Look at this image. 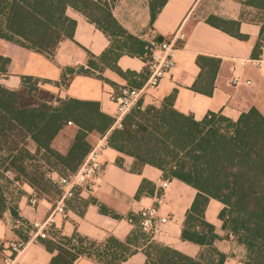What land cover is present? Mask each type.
<instances>
[{
  "label": "trees",
  "instance_id": "trees-1",
  "mask_svg": "<svg viewBox=\"0 0 264 264\" xmlns=\"http://www.w3.org/2000/svg\"><path fill=\"white\" fill-rule=\"evenodd\" d=\"M166 2L148 0L151 23ZM249 2L264 8V0ZM113 4L114 0H0V40L24 53L51 58L60 42L73 39L75 21L66 15L67 8H72L109 40L100 56L88 54L86 70L99 73L101 79L105 68L117 70L116 62L122 55L138 57L144 63L151 55L146 42L126 32L113 18ZM207 22L241 37L235 22L215 17ZM263 43L261 32L253 54ZM196 64L200 74L192 89L211 96L220 61L198 56ZM10 71V59L0 56V79ZM146 71L145 67L142 76ZM74 74L73 70L63 72L62 85H68ZM42 83L38 78L22 76L17 90L0 84V218L5 212L17 218L21 187L25 185L37 200L54 205L60 191L52 175L75 172L93 147L91 136H106L108 147L133 159L132 172L149 165L159 169L163 178L181 181L196 190L181 239L203 247L197 257L185 256L154 242L141 230L139 216L128 215L133 231L124 241L109 236L98 242L76 232L70 237L38 240L52 254L49 264H76L80 258L97 264H121L138 250L145 256L144 264H224L226 257L214 247L219 237L204 220L209 199L223 205L218 216L222 229L245 248L246 263L264 264V116L258 110L250 108L236 121L220 112H208L197 121L191 114L174 109V91L159 107L149 105L129 112L117 127L97 102L58 99L42 89ZM69 124L76 131L62 154L51 145ZM116 163L122 167L121 159ZM149 186L143 181L136 198L149 194ZM67 206L81 215L86 203L79 200ZM98 209L102 216L121 219L103 205Z\"/></svg>",
  "mask_w": 264,
  "mask_h": 264
},
{
  "label": "crops",
  "instance_id": "crops-1",
  "mask_svg": "<svg viewBox=\"0 0 264 264\" xmlns=\"http://www.w3.org/2000/svg\"><path fill=\"white\" fill-rule=\"evenodd\" d=\"M111 11L113 18L126 32L147 44L155 39L160 42L158 38H171L178 28L184 34V39L176 42L174 68L155 89L145 92L140 99L144 107H159L163 99L175 91L174 109L184 115L191 114L197 121L208 112H220L224 117L236 121L242 112L250 108H255L264 116V66L259 68L251 63V60L264 56V43L253 54L261 32L264 35L263 6L253 5L249 0H167L152 23L148 0H114ZM66 15L75 21L73 39L60 42L51 58L24 53L0 40V56L11 61V71L1 77L0 84L9 90H17L21 86L22 76L38 78L43 81L41 88L58 99L97 102L100 111L114 119L116 106L110 96L120 87L140 88L146 79V74L142 76L145 63L138 57L122 55L116 62L117 70L105 68L99 79V73L86 70L88 54L100 56L109 46L108 38L78 11L67 8ZM210 17L237 23L236 29L241 37L211 26L207 22ZM198 56L220 61L211 96L192 89L200 74L196 64ZM83 67L87 72L80 71ZM71 70L75 74L69 84L63 86L61 76L63 72ZM75 131V126L67 125L54 138L52 148L65 153ZM90 139L93 146L102 140L106 142V136H91ZM117 159H121L122 167L117 165ZM101 163V185L92 193L80 194L81 201L86 203L83 213L79 215L68 207L64 215L53 214L52 226L60 236L70 237L76 232L98 242L109 236L124 241L133 231L127 216L138 215L142 209L155 206L158 216L165 218L166 222L151 239L190 258L201 253L202 246L181 239L185 215L196 196L195 189L181 181L163 178L159 169L149 165L138 173L132 172L133 159L122 156L107 144ZM143 181L150 183L149 194L136 198ZM162 181H167L168 186L162 193V203L156 205L155 199ZM21 190L17 218L24 222L45 220L54 205L39 199L31 206L28 199L33 194L32 190L26 185ZM98 205L105 206L121 219L102 216ZM222 209L220 202L209 199L204 211V220L214 227L219 237L214 247L226 257L224 264H247L245 248L222 229V222L218 218ZM14 219L9 212L0 218V264L1 253L12 239ZM51 258L52 254L38 240H34L23 249L18 264H49ZM144 263L145 256L138 250L121 264ZM76 264L97 263L80 258Z\"/></svg>",
  "mask_w": 264,
  "mask_h": 264
},
{
  "label": "built area",
  "instance_id": "built-area-1",
  "mask_svg": "<svg viewBox=\"0 0 264 264\" xmlns=\"http://www.w3.org/2000/svg\"><path fill=\"white\" fill-rule=\"evenodd\" d=\"M184 39V34L178 28L171 38L155 42L151 40L148 46L151 55L145 63L146 79L140 88L120 87L117 92L110 96L111 101L116 106L114 116V126L119 127L122 118L133 110H142L144 108L140 99L147 90L155 89L161 79L167 76L175 66V52L177 50L176 42ZM256 67L264 66V56L257 60H251ZM86 69V67H83ZM106 147L104 140L99 141L92 147L81 166L72 173L64 176L53 174L51 179L54 185L60 191V196L56 200L50 215L43 221L24 222L20 218H15L11 226L12 239L6 244V248L1 253V264H18V258L29 242L40 239H50L60 236L53 228V214L64 215L68 208L67 203L81 200L82 192L92 193L101 185V175L103 166L101 156ZM167 181L159 184L158 196L155 204L162 203V193L167 188ZM34 194L28 199V203L34 206L37 203ZM140 228L145 233L153 237L160 229V226L166 222L165 218L158 216L155 206L142 209L138 213ZM232 236V233H229Z\"/></svg>",
  "mask_w": 264,
  "mask_h": 264
},
{
  "label": "water",
  "instance_id": "water-1",
  "mask_svg": "<svg viewBox=\"0 0 264 264\" xmlns=\"http://www.w3.org/2000/svg\"><path fill=\"white\" fill-rule=\"evenodd\" d=\"M158 41H162V38H158Z\"/></svg>",
  "mask_w": 264,
  "mask_h": 264
},
{
  "label": "rangeland",
  "instance_id": "rangeland-1",
  "mask_svg": "<svg viewBox=\"0 0 264 264\" xmlns=\"http://www.w3.org/2000/svg\"><path fill=\"white\" fill-rule=\"evenodd\" d=\"M233 235V234H232ZM234 236V235H233Z\"/></svg>",
  "mask_w": 264,
  "mask_h": 264
}]
</instances>
